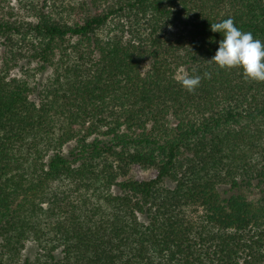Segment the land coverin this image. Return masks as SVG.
Instances as JSON below:
<instances>
[{
    "label": "trees",
    "instance_id": "trees-1",
    "mask_svg": "<svg viewBox=\"0 0 264 264\" xmlns=\"http://www.w3.org/2000/svg\"><path fill=\"white\" fill-rule=\"evenodd\" d=\"M14 1L0 0V264H264V82L207 61L211 23L264 41V0ZM31 63L50 73L32 80ZM179 69L201 75L194 92Z\"/></svg>",
    "mask_w": 264,
    "mask_h": 264
},
{
    "label": "clouds",
    "instance_id": "clouds-1",
    "mask_svg": "<svg viewBox=\"0 0 264 264\" xmlns=\"http://www.w3.org/2000/svg\"><path fill=\"white\" fill-rule=\"evenodd\" d=\"M210 29L220 33L222 39L215 55L207 60L209 63L224 70L242 69L245 81L264 82V41L255 38L251 32L240 30L232 18L211 23ZM203 78H211V73L205 72ZM176 79L184 90L192 93L200 86L202 77L181 71Z\"/></svg>",
    "mask_w": 264,
    "mask_h": 264
},
{
    "label": "rangeland",
    "instance_id": "rangeland-1",
    "mask_svg": "<svg viewBox=\"0 0 264 264\" xmlns=\"http://www.w3.org/2000/svg\"><path fill=\"white\" fill-rule=\"evenodd\" d=\"M67 2H78L80 0H66ZM7 3H9V5L15 7L16 6V2L14 0H5V5H7ZM36 66L35 63H31L29 65V69L33 70V77L32 80H42V79H45L46 76L50 73V69L46 70L45 72L43 73H39L37 71L34 70V67ZM182 70H177L178 73H176L177 75L181 72ZM21 72L18 70V68H15L12 72H11V76H21L20 75ZM24 75V74H23ZM73 144V142L67 144L64 148L65 150L70 147L71 145ZM130 174L137 180H149V179H152L156 176V170L154 168H150V169H142L139 165H133L132 168H131V172ZM168 184L169 186H172L170 185L169 183H166ZM242 193L244 195H246L248 197L249 200L251 199H254L255 197H258L257 194L255 192H252L251 190L248 191V190H242ZM38 251V248L37 246L35 245L34 242H27L26 243V246L23 250V255L25 257H28L30 259H33L35 256H36V253Z\"/></svg>",
    "mask_w": 264,
    "mask_h": 264
}]
</instances>
